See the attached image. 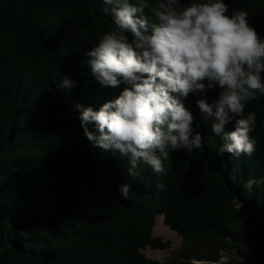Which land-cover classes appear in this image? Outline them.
<instances>
[{"label":"trees","instance_id":"16d2710c","mask_svg":"<svg viewBox=\"0 0 264 264\" xmlns=\"http://www.w3.org/2000/svg\"><path fill=\"white\" fill-rule=\"evenodd\" d=\"M227 2L264 37V0ZM102 8V0H0V264H189L217 260L220 249L234 251L230 264H264V185L246 183L264 177V96L245 109L257 115L251 157L218 156L222 141L190 96L202 147L171 152L163 174L146 167L133 179L126 159L84 137L73 107L98 109L122 90L102 87L87 64L98 33L114 27ZM63 75L77 86L53 95ZM158 216L183 239L173 261L142 253L171 248L153 235Z\"/></svg>","mask_w":264,"mask_h":264},{"label":"clouds","instance_id":"9594fccd","mask_svg":"<svg viewBox=\"0 0 264 264\" xmlns=\"http://www.w3.org/2000/svg\"><path fill=\"white\" fill-rule=\"evenodd\" d=\"M102 5L114 27L98 33L85 53L87 64L102 87L122 90L98 109L73 105L92 146L126 159L133 179H141L146 167L163 174L171 152L202 147L201 126L186 104L193 96L222 141L217 155L251 157L257 115L245 109L258 94L264 96V37L249 12L233 9L227 0H102ZM53 84V95L77 86L66 75ZM246 183L264 185V177ZM119 193L127 200L131 185H121ZM232 255L220 249L217 260L192 257L189 264H230Z\"/></svg>","mask_w":264,"mask_h":264},{"label":"rangeland","instance_id":"374dc122","mask_svg":"<svg viewBox=\"0 0 264 264\" xmlns=\"http://www.w3.org/2000/svg\"><path fill=\"white\" fill-rule=\"evenodd\" d=\"M153 235L160 237L165 242L171 243L169 250H153L150 247L142 250V253L149 259L157 260L159 262H169L178 258V253L184 246L183 239L178 233L172 231L164 223V217L158 216L156 218V225L153 229Z\"/></svg>","mask_w":264,"mask_h":264}]
</instances>
